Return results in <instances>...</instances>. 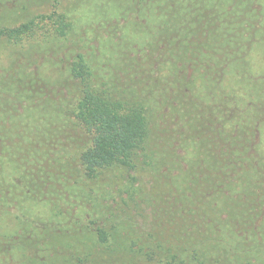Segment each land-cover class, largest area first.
Wrapping results in <instances>:
<instances>
[{"label": "trees", "instance_id": "16d2710c", "mask_svg": "<svg viewBox=\"0 0 264 264\" xmlns=\"http://www.w3.org/2000/svg\"><path fill=\"white\" fill-rule=\"evenodd\" d=\"M0 264H264V0H0Z\"/></svg>", "mask_w": 264, "mask_h": 264}, {"label": "rangeland", "instance_id": "374dc122", "mask_svg": "<svg viewBox=\"0 0 264 264\" xmlns=\"http://www.w3.org/2000/svg\"><path fill=\"white\" fill-rule=\"evenodd\" d=\"M63 2L66 3V4H67V3L70 4V2L73 3V0H63ZM45 8H46V7H44V8H38V10L41 11V12H42V11H46Z\"/></svg>", "mask_w": 264, "mask_h": 264}]
</instances>
